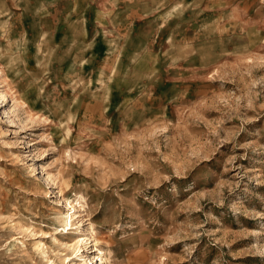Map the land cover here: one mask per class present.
I'll return each mask as SVG.
<instances>
[{
    "label": "rangeland",
    "instance_id": "rangeland-1",
    "mask_svg": "<svg viewBox=\"0 0 264 264\" xmlns=\"http://www.w3.org/2000/svg\"><path fill=\"white\" fill-rule=\"evenodd\" d=\"M40 2L0 0V264H264V0H132L93 67L47 63Z\"/></svg>",
    "mask_w": 264,
    "mask_h": 264
},
{
    "label": "crops",
    "instance_id": "crops-1",
    "mask_svg": "<svg viewBox=\"0 0 264 264\" xmlns=\"http://www.w3.org/2000/svg\"><path fill=\"white\" fill-rule=\"evenodd\" d=\"M40 1L42 6L48 3V12L40 15L38 20L41 32L38 44L43 49V44L47 43L43 54L48 56L47 63L51 66H102L115 58L116 61L112 62L116 65L124 52L131 57L136 56L132 51L135 48L129 43L144 42L146 39L140 36L141 30L145 32L144 27H152L148 19V22L145 20L148 15L129 10L132 0ZM18 11L19 16L22 15L21 9ZM164 27L165 23H160L157 30L154 29L144 53H159V44L170 41L159 39ZM29 32L28 29L23 30L24 36L27 34L35 41L32 31ZM47 35L49 37L46 38Z\"/></svg>",
    "mask_w": 264,
    "mask_h": 264
},
{
    "label": "bare ground",
    "instance_id": "bare-ground-1",
    "mask_svg": "<svg viewBox=\"0 0 264 264\" xmlns=\"http://www.w3.org/2000/svg\"><path fill=\"white\" fill-rule=\"evenodd\" d=\"M71 207H72V209H73V206L71 205ZM73 215H75V214H73ZM72 217V216H71ZM69 222V221H68ZM69 225V224H68ZM40 236V235H39ZM38 237V236H37ZM58 243V242H57ZM60 243V242H59ZM62 243V242H61ZM66 244V243H65ZM57 248H59V247H57ZM95 251H98V254L99 255H97V257L95 258L96 259V262L98 261V263L99 264H103V262H104V259L102 258V256H101V254H103V253H101L100 252V250H95ZM67 258V257H66ZM62 259V258H61ZM63 259H64V257H63ZM69 260V259H68ZM61 261V260H60ZM62 262V261H61ZM89 263H90V261H89Z\"/></svg>",
    "mask_w": 264,
    "mask_h": 264
}]
</instances>
